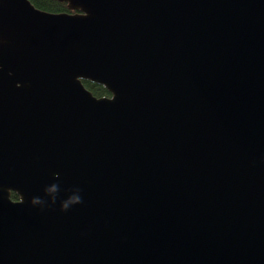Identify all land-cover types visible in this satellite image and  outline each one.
<instances>
[{
	"label": "water",
	"instance_id": "water-1",
	"mask_svg": "<svg viewBox=\"0 0 264 264\" xmlns=\"http://www.w3.org/2000/svg\"><path fill=\"white\" fill-rule=\"evenodd\" d=\"M58 1L0 0V264H264V0Z\"/></svg>",
	"mask_w": 264,
	"mask_h": 264
},
{
	"label": "trees",
	"instance_id": "trees-1",
	"mask_svg": "<svg viewBox=\"0 0 264 264\" xmlns=\"http://www.w3.org/2000/svg\"><path fill=\"white\" fill-rule=\"evenodd\" d=\"M36 7L49 11H69L65 2L58 0H30ZM83 85L91 91L95 96L108 95V91L102 84L90 81L88 79H81ZM10 197L16 198V194L10 191Z\"/></svg>",
	"mask_w": 264,
	"mask_h": 264
},
{
	"label": "clouds",
	"instance_id": "clouds-1",
	"mask_svg": "<svg viewBox=\"0 0 264 264\" xmlns=\"http://www.w3.org/2000/svg\"><path fill=\"white\" fill-rule=\"evenodd\" d=\"M55 175H58V174H55ZM50 191L52 192L51 202L55 203V201L57 199V193L59 192L58 185H53L51 187ZM73 202L80 203L81 202V198L77 196V197L74 198ZM31 203L34 204V205L43 204L44 200L41 197H33L32 200H31ZM68 206H69L68 203H64L62 205V208L67 209Z\"/></svg>",
	"mask_w": 264,
	"mask_h": 264
},
{
	"label": "flooded vegetation",
	"instance_id": "flooded-vegetation-1",
	"mask_svg": "<svg viewBox=\"0 0 264 264\" xmlns=\"http://www.w3.org/2000/svg\"><path fill=\"white\" fill-rule=\"evenodd\" d=\"M17 197V196H16ZM14 199V198H13Z\"/></svg>",
	"mask_w": 264,
	"mask_h": 264
}]
</instances>
